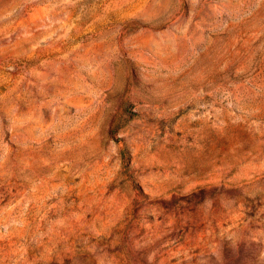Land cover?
Returning a JSON list of instances; mask_svg holds the SVG:
<instances>
[{"label": "rangeland", "instance_id": "1", "mask_svg": "<svg viewBox=\"0 0 264 264\" xmlns=\"http://www.w3.org/2000/svg\"><path fill=\"white\" fill-rule=\"evenodd\" d=\"M0 264H264V0H0Z\"/></svg>", "mask_w": 264, "mask_h": 264}]
</instances>
